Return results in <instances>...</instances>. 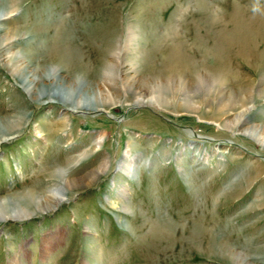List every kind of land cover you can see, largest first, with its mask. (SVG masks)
I'll return each mask as SVG.
<instances>
[{
    "label": "rangeland",
    "instance_id": "1",
    "mask_svg": "<svg viewBox=\"0 0 264 264\" xmlns=\"http://www.w3.org/2000/svg\"><path fill=\"white\" fill-rule=\"evenodd\" d=\"M5 2L0 1V12ZM18 4L15 15L1 27L0 45L13 32L27 39L0 49V118L15 116L20 108L14 103L20 100L28 103L22 110L33 120L0 143V264H264V202H260L264 200V99L255 97L264 62L257 55L264 49V39L252 40L244 54L230 44L226 59L234 77L249 83V93L255 97L248 106L258 118L236 127L249 138L258 126L259 135L252 134L257 138L254 144L237 139L224 126L241 110L216 119L221 97L217 93L211 97V107L203 109L216 117L173 110L176 103L195 104L214 90L202 81L193 92L185 89L174 98L170 87L154 84V96L163 110L137 105L123 109L111 103L108 111H62L49 116L52 109L36 105L15 84L12 73L22 64L50 74L61 70L59 60L46 55L48 39L62 31L60 23L78 51L70 64L80 65L81 70L73 69L71 75L86 86L84 93L90 92L93 102L100 100L99 92H118L119 83L110 91L102 82L119 76L115 38L123 37L130 25L137 41L128 59L138 69V82L154 81L172 39L194 55L197 68L204 65L210 71L205 47L215 36L225 37L237 22H264V0H20ZM208 16L214 18L211 26L204 25ZM109 30L118 32L112 40L115 47L93 34ZM171 31V40L158 37ZM217 43V47L222 44ZM27 46L39 52L28 55ZM21 56L25 58L17 62ZM129 75L135 78L134 73ZM228 85L234 95L243 96L233 80ZM124 98L132 99L128 104L136 103L132 90ZM164 98L174 103L167 105ZM68 116L72 119L67 124L58 125ZM69 169L75 176L71 182L77 180L73 190L62 179ZM51 170L53 175L47 178ZM33 181H45L39 188L42 194L35 189L28 201L3 205L8 197L11 201L31 190ZM215 240L219 246L214 248L221 249V255L211 252L210 241Z\"/></svg>",
    "mask_w": 264,
    "mask_h": 264
},
{
    "label": "bare ground",
    "instance_id": "2",
    "mask_svg": "<svg viewBox=\"0 0 264 264\" xmlns=\"http://www.w3.org/2000/svg\"><path fill=\"white\" fill-rule=\"evenodd\" d=\"M19 2H20V0H6L5 3L1 4L3 9H1V12H0V32L3 29V28H1L3 26V23H6V21L11 19V17L15 15V14H13V12L15 11L16 7L19 5L18 4ZM52 16H53V14H52ZM213 19L214 18L212 16H208L207 20H204V25L211 26L212 23L214 22ZM64 21L62 20V22H64ZM215 21H216V19H215ZM44 22H45V19H44ZM66 23H67V21H66ZM56 24H58V23H56ZM45 25H46V23H42V26L45 27ZM68 25H67V27H68ZM60 27H62V31H60V30L57 31L55 36L53 35V37L51 39H48V40H51V43H50V47L47 48L49 50L46 53V55H48L52 59L54 58V60L55 59L59 60V63L62 65L60 67L61 70L57 69L56 72H54L53 74H50V73L42 72L45 69L42 71H39L37 68L35 70H29L30 64H22V65H20L19 68L15 69L17 71H20V73L19 72L16 73L15 70L12 72L14 79H15V81L14 80L13 81L15 82L16 85L21 87V89L23 90V93L27 92V95H29L31 98L33 97V102L36 105L37 104L44 105L45 108H43V110L44 109L45 110L52 109L53 114L49 113L48 114L49 116L50 115H57L58 113H62V111H68L70 113L78 112V111H83V112H93V111H98V110L108 111V107H110L111 103L121 104L123 109H125L127 106L137 105V106L155 107L156 108L155 110L158 111L157 109H162L163 107L157 101L158 96H156V97L154 96V94H155L154 84L158 83L161 88H163V86L170 87L171 91H173L172 92L173 94L172 93L171 94L173 95V98H174L176 96V94H178L182 90L185 91V89H186L187 93L193 92V90L195 89L193 87L196 86L195 84L202 81L207 86H209L208 89L210 87L214 89L211 93H209V95L205 96L204 99L199 100V101H197V100L194 101L195 104H192V103L177 104L176 103V104H174V106L173 105H169V106H171V107L173 106L174 111H180L181 112L182 110H184V111L188 110V111H193V112L199 113L202 116L216 117L215 116L216 114H214V112H212L211 110H208L210 112H206L203 109L205 106L211 107V104H212L211 103V100H212L211 97L214 98L215 94L217 93V95H220L221 97H219L218 104L216 105V108H218V114H219V115L217 114L218 118H216V119L219 120L220 116L226 118L230 114H234L232 111L241 110L242 112L239 114V116L234 121L224 122V126L230 127L231 131H227V132H229L232 136L236 137L237 139L242 140V141L245 140L244 142L247 141L248 143H253V144L256 143L257 138H252V136L253 135H255V136L259 135L260 129L258 126L254 127L255 128L254 131L252 129L253 135L250 134L249 138L245 136L246 133H244L243 130H240V129L236 130V127L237 128L244 127V125L246 123H249L251 120H256L258 118V116H256L255 112L253 110H251V108L249 109V106H248L251 103V101L253 100L252 97H254V95H251L252 93H249L250 88H251L249 86V83L242 82L236 76L234 77L233 72L231 71V68L229 67V62H226V59H229V57H230V53L228 52L230 44H234V46H236L237 49L240 47L239 52L244 54V51L246 49H247L246 51L249 50L248 49L249 45L253 41H255L257 38L264 39V22H260L259 25L258 24L256 25L253 23L251 24V22H249V23L237 22V25L235 26V28L233 30H231L230 33L226 34L227 36L226 35H225V37L224 36H217V37L215 36V39H213L211 45L205 47L206 48L205 49L206 56H209L211 58V62L207 67V69L209 68L210 71H208V70L206 71L205 67H203L204 65L200 68H197L195 66L196 64H194V59H195L194 55H192V53H187L185 50H183L184 49L183 43H177L178 41L176 39L175 40L177 42H175L174 39H172V38H174V37H171L172 31L169 32L170 35H168L169 33L166 32L167 35L163 34V35L158 36L159 38L164 39L165 42L168 39L169 40L172 39L173 41L171 40V49L165 55V58L163 57V59L161 61V65L157 70L158 72H157L156 76L154 77L153 82L152 81L150 82L149 79H143V81L138 82V80H136V76H135L138 69H136V65H134L132 63V58H131V60L128 59V58L133 56L132 53L134 51V47L136 45L135 43L137 41V35H136V31H135L134 26L130 25L128 28L126 27L127 29H125V33L123 35H121V36H123L121 38H119V36L116 38L113 37L116 35L117 30H115V31L109 30V31H104V32L92 31V32H94L93 34L95 35V37L99 36L100 40L103 39V41L106 42L108 44V46L112 45V40L114 38L116 41L115 44L118 45V48H117L118 50L116 52L114 51L115 52L114 54L116 55V61L114 63L116 64L115 70H116V72L119 73V76L118 77L116 76V81H113V80L112 81L111 80L104 81V82H102V84L109 86L110 91H112L114 89L113 86L117 85L118 83H119L120 87L116 88V90L118 92L113 91L114 93L117 92L116 95H114L111 92H107V91H106L107 93L103 92V94L101 92H99L100 100L96 101V102L92 101L90 92L84 93L86 91V86L83 85L81 82H78L75 79V77H72V75H71V72H73L72 71L73 69H78L81 67L78 64L72 65L74 63L73 61L76 60L75 58H77L78 51L74 45H71V42H72L71 36L68 37V35L65 36L63 34V31L65 32V30H63L64 26L63 25L61 26V23H60ZM70 28H71V26H70ZM91 28L92 27H90V29L89 30L87 29V30L90 31ZM259 28H262V29H259ZM86 31H85V33L87 34ZM243 31H245V32H243ZM65 34H67V33H65ZM71 34H72V32H71ZM76 34H74V35H76ZM89 34H87V35H89ZM96 34H99V35H96ZM41 35H43V34H41ZM87 35H86V38H87ZM35 36L38 37L37 34ZM44 37L45 36H42L41 38L43 39ZM72 37H74V36H72ZM78 37H79V35H78ZM91 38H93V35L90 37V39ZM26 39L27 38H25V37L21 39L18 35V32H13V33H11L10 36L5 38L4 44L0 45V46H2V48H0V49L1 50L2 49H10L11 47H14L12 44L24 42ZM45 39L46 38H44L42 41H44ZM198 39L200 40L202 38H198ZM48 42H50V41H48ZM78 42H80V41H78ZM216 42H218L217 44H219V43L221 44V42H222L223 45L221 44V46H218L219 47L218 48L216 46ZM89 43H90V41H89ZM43 44H45V43L43 42ZM37 45H34V46H37ZM48 45H49V43H48ZM166 45L168 46V44H166ZM113 46L114 45H112L111 47H113ZM186 47L188 48V46H186ZM225 47H227V48H225ZM35 48H37V47L27 46L26 51L29 52L28 55H30L32 52L36 51L37 49L35 50ZM41 48H42V50H44L42 46H41ZM110 48H108V49L106 48V49L110 50ZM122 49H123V51H122ZM38 50L36 52H39ZM107 50H105V51H107ZM224 51H226L225 54H224ZM108 53H111V51H108ZM25 56H21L20 58H18L17 62L24 59ZM225 56H227V58H225ZM257 56H259L260 59L264 60V49L262 50L261 53H258ZM35 58H37V55ZM28 59H29V56H28ZM118 59H121V62H119ZM35 60H34V62H35ZM41 60H42V58H41ZM84 60H86V59H84ZM202 62H205V61H202ZM55 63H57V62H55ZM70 63H72V64H70ZM44 64H46V63H44ZM53 65H54V63H53ZM127 65L129 67H127ZM80 70H81V68L79 69V71ZM83 72L85 73V71H82V74H83ZM130 72L134 73L135 78L133 77V75L132 76L129 75ZM201 74L203 75L202 77H201ZM90 77H91V75H90ZM196 78H198V79L196 80ZM231 80H233L234 84L237 86V89H236L237 93H240V95L243 94V96H239V95L237 96V95L233 94L234 90L230 89V87L228 85V83ZM98 84L100 85V81L98 82ZM37 85L38 86L42 85L44 87H43V89L39 90L38 87L34 88ZM155 86H158V85H155ZM255 89L254 90H255L256 99H258V98L264 99V62L261 65V73H260L258 84H257ZM127 90L133 91V99H135L136 103L128 104V102H130L132 99L131 100H129L130 98H124L123 99ZM121 91H123L122 92L123 97L119 96L120 95L119 92H121ZM183 93H184V95H187V96L189 95L186 92H183ZM255 97H254V99H255ZM193 98H195V97L193 96ZM193 98L191 97V99H193ZM164 100H165V104H167V105L174 103V101L173 100L171 101V99L168 100L167 98L166 99L164 98ZM27 104L28 103H25V102L20 101V100L15 101L14 106H16L18 109L20 108L18 110L17 114L15 116H6L2 119L0 118V143L7 141L9 137L14 136L18 132L25 129L26 125L29 123V119H32V118H30V116L26 112H23V110H22L23 108H26L28 106ZM252 111H253V114L251 113ZM70 117L71 116L62 118V120L60 121V123L58 125L67 124V121L72 119ZM213 123H215V122H213ZM32 130H33V128H32ZM37 131L39 132L40 130H37ZM37 131L35 130V132H37ZM236 131H238V132L240 131L242 134L235 135L234 133ZM55 133H54V135H56ZM67 134H70V133H67ZM38 137H40V136L38 135ZM103 162L104 161L102 160V162H99V164L102 165ZM124 163H126V162H124ZM65 164H67V163H65ZM53 172H54L53 170L49 171L50 175H48L47 178L52 177ZM72 172H73V170H70L67 173V175L62 178L65 181V186H67L68 189H70V190H73L74 187H76L75 183L77 182V180L76 181L73 180V182H71L72 181L71 179L75 178V176L72 174ZM99 174H101V173H96L95 176H97ZM257 174L258 173H256L255 175H257ZM44 183H45V181H43V182L33 181L32 185L34 187H32L31 190L23 192L22 195H19L16 199L11 200L12 202L10 201V199L12 197H8L7 198L8 202L3 203V205L5 207H8L9 204H13L14 202L28 201L30 199V197H32V194L35 193V189H39L41 185H44ZM72 184H74V185H72ZM39 193L42 194L43 191L40 190ZM3 202H4V200H3ZM260 202L263 203L264 200H261ZM0 204H1V202H0ZM219 243H221V242H219ZM212 245H214V246L212 248L213 251H211V252L217 251L218 254L221 255V253H220L221 249L217 250L216 248H214L218 245L216 240L210 241V247H212ZM223 252L226 253V251H223ZM227 253H232V255L234 254L233 252H228V251H227Z\"/></svg>",
    "mask_w": 264,
    "mask_h": 264
},
{
    "label": "clouds",
    "instance_id": "3",
    "mask_svg": "<svg viewBox=\"0 0 264 264\" xmlns=\"http://www.w3.org/2000/svg\"><path fill=\"white\" fill-rule=\"evenodd\" d=\"M256 9H254V11H255Z\"/></svg>",
    "mask_w": 264,
    "mask_h": 264
}]
</instances>
